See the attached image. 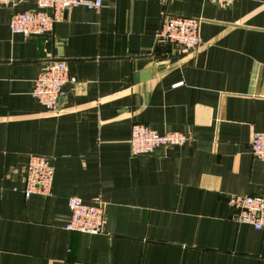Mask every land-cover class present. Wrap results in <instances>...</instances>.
I'll return each mask as SVG.
<instances>
[{
    "label": "crops",
    "instance_id": "0c3cea01",
    "mask_svg": "<svg viewBox=\"0 0 264 264\" xmlns=\"http://www.w3.org/2000/svg\"><path fill=\"white\" fill-rule=\"evenodd\" d=\"M35 8L0 6V264H264V232L228 205L264 196L248 147L264 133V0H104L51 36L12 35L11 16ZM164 13L201 20L195 53L157 43ZM52 60L74 79L58 114L31 96ZM134 123L192 141L132 157ZM31 155L54 177L26 200ZM70 197L102 206L103 233L64 229Z\"/></svg>",
    "mask_w": 264,
    "mask_h": 264
},
{
    "label": "built area",
    "instance_id": "2783aa9c",
    "mask_svg": "<svg viewBox=\"0 0 264 264\" xmlns=\"http://www.w3.org/2000/svg\"><path fill=\"white\" fill-rule=\"evenodd\" d=\"M19 0H0L1 7H12ZM220 8L230 6L236 0H206ZM104 0H36V8L14 13L8 29L12 35L24 38L51 36L55 24L64 14L76 7H84L98 13ZM201 20L173 16L164 13L156 34L158 44L177 48L183 54L195 53L200 46L199 28ZM74 83L66 63L52 60L33 82L31 96L45 110L58 114L68 84ZM192 141L190 134L166 132L159 134L144 125L131 126L129 148L132 157L163 153L174 147H182ZM249 150L260 161L264 175V133L254 132L249 141ZM13 170L12 173H15ZM54 168L49 157H28L23 177V196L27 200L33 195L49 196L52 190ZM228 205L235 211V221L264 232V196H232ZM69 220L64 229L68 232L97 235L104 232L105 217L99 203L87 204L70 197L67 201Z\"/></svg>",
    "mask_w": 264,
    "mask_h": 264
}]
</instances>
